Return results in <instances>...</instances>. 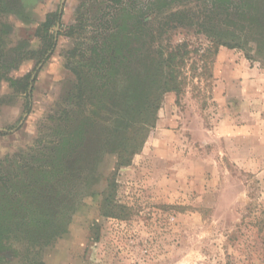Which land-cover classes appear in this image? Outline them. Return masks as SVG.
<instances>
[{"label": "rangeland", "instance_id": "obj_1", "mask_svg": "<svg viewBox=\"0 0 264 264\" xmlns=\"http://www.w3.org/2000/svg\"><path fill=\"white\" fill-rule=\"evenodd\" d=\"M244 1L248 20L238 6L209 0L159 11L153 0H124L136 9L126 19L135 40L121 70L133 73L126 82L120 73L117 92L103 101L90 89L80 94L73 71L88 73L90 48L116 30L119 8L107 0H0L10 31L4 48L25 55L11 76L31 84L0 83V201L27 203L31 195L45 208L37 239L16 210L0 264H264V0ZM212 35L242 47H216ZM183 43L181 86L161 96L143 146L116 168L113 151L131 136L123 121L129 82L154 86L164 53ZM80 120L85 137L72 155L60 153L58 182L32 190L30 167L49 162ZM226 127H234L227 146ZM110 183L112 216L103 211Z\"/></svg>", "mask_w": 264, "mask_h": 264}, {"label": "trees", "instance_id": "obj_2", "mask_svg": "<svg viewBox=\"0 0 264 264\" xmlns=\"http://www.w3.org/2000/svg\"><path fill=\"white\" fill-rule=\"evenodd\" d=\"M107 1L119 8L117 12L118 17L115 21L116 30H111L107 41L104 42L102 46L97 39L94 40L95 44L90 48V56L85 63L88 73L81 68H77L73 71L77 78V85L81 92L80 94L87 91V89H90L91 92L96 91L95 95L97 96H95V98L97 100L99 98L103 101H106L107 98L112 97L114 93L117 92L115 86L117 85V77L120 73L125 77V82L129 80V74L133 73H122L121 66L126 64L127 60L129 61V56H127L129 53L128 46H131L135 40L133 36H129L126 33V31H128L126 29H128L129 23L126 19L129 18V15L136 11V9L131 6H129V8L124 6V0ZM176 1L181 0H153V4H151H155L156 8L153 10L159 11L170 5V3ZM209 2L213 8H229L233 5L232 8L236 10L238 6V9L242 14H247L246 17L242 18L243 20L251 19L248 16L253 14L250 9H247L248 6L244 0H239L237 3L235 0H209ZM50 18V16L47 17V20L43 23L46 31H48V28L53 25ZM58 18V15L55 14L53 22ZM119 20H121L120 23H118ZM7 29V25L0 23V83L2 81H8L13 88L15 86H22V88L26 90L29 86V77L15 78L11 76V73L22 63L25 55L21 52L19 47L5 50V38L3 36H7L10 33V31L7 32ZM210 37L213 39L212 41L216 47L224 46L229 49L242 47L240 42L225 40L226 38L221 35H212ZM22 49L24 48L22 47ZM164 55L165 56L162 58L158 68V76L153 82L154 86L145 90L140 85H137L135 80L129 82L131 85V98L133 99L130 101H128L129 97L126 99L131 105L127 106L126 101L125 107L127 106L126 108L129 110L127 116L123 117V121H125L128 129H131L129 132V135L131 136L123 139L120 142L121 144H119V146L113 151L116 168L127 166L131 157L143 146L148 130L155 124V116L159 108L161 96L166 92L178 91L182 84V81L178 79V67L183 65L184 57L187 55L186 44L183 43L181 45H175L174 47L170 46L169 50H167ZM28 110L29 109L27 108V111ZM92 113L93 112L91 111L90 115ZM85 117L87 119L88 116ZM79 122L80 124L78 127H76L69 135L66 134L61 137L58 143L51 148L49 151V162L36 164L30 167L28 175L30 176L29 183L31 182V184L29 186L28 183V186L31 187L32 190H37V186L40 189V182L43 181H46V187L50 184L52 185V182L54 181L58 182L60 165L62 166L63 164L60 153H65L66 155L64 156L72 155L82 145V141L85 137L86 129L84 121L80 120ZM39 175L43 177V180L39 179ZM27 188L28 187H26V190ZM107 188L108 191L105 194L106 197L104 199L103 211L104 214L112 216L114 215L113 206H111V197L114 192L113 183H110ZM32 190L30 191V194H34ZM13 193L17 192L14 190ZM23 193L27 194L28 191ZM30 196L31 195L28 196L27 203L19 202L20 198L16 202H7L6 204H3L4 202L0 201V251L3 248L1 240L5 235L12 232L10 231V224L8 222L17 217L16 214L20 209L24 213V218L26 217L27 219L23 226L30 239H37L43 230L45 208L42 207V204L39 202L33 201L34 199L30 200Z\"/></svg>", "mask_w": 264, "mask_h": 264}, {"label": "crops", "instance_id": "obj_3", "mask_svg": "<svg viewBox=\"0 0 264 264\" xmlns=\"http://www.w3.org/2000/svg\"><path fill=\"white\" fill-rule=\"evenodd\" d=\"M241 65L243 66L244 64L241 62ZM236 69V68H235ZM233 69H231V71H232ZM237 72V71H236ZM253 72H251V71H245V75H246V77H248V76H250L251 74H252ZM240 76V74L238 75V74H236V77H239ZM232 80H233V78L231 77V79H229V80H226L225 81V83H226V85L228 86V84H227V82H232ZM240 80V79H239ZM233 92L234 93H239L240 92V89H238V90H233ZM222 128V127H221ZM237 129V128H236ZM223 131H225V132H227V133H224V134H222V135H220V136H223V138L225 139V141H226V146L228 145V143L229 142H227V140L228 141H230L231 139H232V135L234 134V127H226ZM237 130H235V134L237 135Z\"/></svg>", "mask_w": 264, "mask_h": 264}, {"label": "water", "instance_id": "obj_4", "mask_svg": "<svg viewBox=\"0 0 264 264\" xmlns=\"http://www.w3.org/2000/svg\"><path fill=\"white\" fill-rule=\"evenodd\" d=\"M61 9H62V6L60 7L59 15L61 14ZM40 66H41V64L38 67H40ZM33 78H34V76L31 77L30 83L32 82ZM29 90H31V84L29 86Z\"/></svg>", "mask_w": 264, "mask_h": 264}]
</instances>
